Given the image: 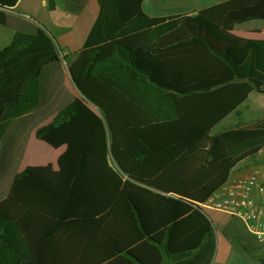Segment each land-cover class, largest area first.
Returning a JSON list of instances; mask_svg holds the SVG:
<instances>
[{
  "label": "trees",
  "instance_id": "trees-1",
  "mask_svg": "<svg viewBox=\"0 0 264 264\" xmlns=\"http://www.w3.org/2000/svg\"><path fill=\"white\" fill-rule=\"evenodd\" d=\"M96 2L79 79L80 54L64 57L77 92L49 35L0 10V24L14 31L0 50V179L26 163L31 137L59 153L54 172L39 164L10 173L0 264H209L213 230L201 204L264 148V117L212 134L253 91L264 92V40L238 35L264 25V0L160 18L144 0ZM147 30L136 49L115 45L98 59L94 48ZM52 229L73 231L61 248L71 252L54 254L38 237ZM80 233L92 240L93 261Z\"/></svg>",
  "mask_w": 264,
  "mask_h": 264
},
{
  "label": "crops",
  "instance_id": "crops-1",
  "mask_svg": "<svg viewBox=\"0 0 264 264\" xmlns=\"http://www.w3.org/2000/svg\"><path fill=\"white\" fill-rule=\"evenodd\" d=\"M68 1L71 2L72 0H68ZM226 1L228 0H144V9L148 13V15L153 16L154 18L166 17L170 15L174 16L179 14H189V13L195 15L209 6L212 7L224 3ZM24 2L25 0H18L17 4L11 9H6L5 13L16 17L25 18L23 12H16V10H19V8ZM80 2H82L85 5L84 8L81 7L82 10L80 12L76 13L74 19H77L76 21L77 23H75V25L73 26L74 28H70V26L64 28L67 30L77 29L76 35L79 38L78 39L80 45L79 49L74 48L72 46L71 44L72 41L68 36L69 34L66 35L65 32L61 34L58 33V30L61 25L60 23L57 22L56 17H54L56 12L58 11V7L56 4L54 9L50 10L46 0H43L42 1L43 8L46 9L47 11L45 10L42 11L43 12L42 15H38L37 17L38 19L36 20L37 25L41 27V29H43L49 35V37L53 40V42H56V45L59 48L60 46H62V49L58 48L57 51L59 54V58L61 59L63 72L65 70L63 64V61H65L63 60L65 56H68L73 52H78L81 58L82 55L87 56L88 52L91 50V49L83 50V45L97 17L99 8L98 11L96 12L94 19L92 20L91 17L95 12V7L92 6V11H89L88 10L89 7L87 4L94 2V0H80ZM68 5L69 7H71L70 3ZM89 12H91V15ZM50 16H52L53 21L51 20ZM78 22L80 23V26L78 25ZM147 32H149V30L137 34H132L126 38L108 44H110L111 46L113 45L119 46L127 39L138 37L134 43L127 44V46L136 49L142 42ZM238 35L247 38L248 40H264V25L253 29L247 28L241 30L240 32H238ZM103 46L104 45L98 48L96 47L94 49L101 50ZM66 73L71 75L72 84L69 83ZM66 73L64 72L66 76V85L68 86L69 89H71L72 92L73 91L77 92V90L73 89L74 85H73L72 72L69 70L66 71ZM263 97H264V92L253 91L249 95L247 101L241 104L238 107V109L235 110L228 117H225V119L216 127L218 128L220 125L225 124V127L222 129V131L218 132L217 134L225 130L227 131L237 128L239 126H245V127L251 126L257 123L258 121H260L264 117V111H261L264 108ZM249 102L252 103V106L247 107L246 105ZM253 113H258L259 116L257 118L252 117L251 115ZM31 139L35 143L37 142L32 137L29 139V141ZM25 157H26V163L18 165L16 168H11L10 169L11 171L8 170L9 173L6 176H3L4 177L3 179H0V196L2 194L6 195L7 186H8L7 179L10 177V173L12 176L15 171L17 173H21L24 171V169L28 167H38V168L43 167V166H38V164L31 163L32 161H34L35 158L28 144H27ZM53 157L55 158V155ZM56 170L57 167L51 164L50 171L54 172ZM252 177H256V180H258L259 182L264 181V148H262L253 159L242 161L237 166H235L230 173L227 183L224 184L220 189L226 188L227 186L235 183L238 180H242V179L246 180ZM11 181L10 183L13 182ZM252 195L258 201L259 206L262 208L264 212V200L260 198V196L258 195L255 189L252 191ZM16 197L19 198L18 193ZM204 214L210 220L213 230L212 242L214 246V251H213L212 259H210L209 264H264V240L261 241L257 236L250 233L247 230L246 226L243 224V221L241 219L224 214V212H218L214 210L204 209ZM47 232L49 231L46 230L41 232V234H38V237L40 239H46V238L48 240L50 239L49 242H51V245L53 247L52 251L54 254H57L63 250L71 252L68 250L67 247H65L64 249L61 248L64 247V245L66 246L65 240L67 238L70 239L73 238L72 236L73 231H68V233L62 232L61 234L59 233L60 231H55V229H52L54 235L47 234ZM77 238H82V239H77L78 241H81L83 244L81 250H88L89 253L91 254V256H89V262L93 261V253H92L93 244L90 236L87 235L86 233H80L77 236ZM86 240H88L87 249H86ZM71 241L69 242V245L72 246ZM101 264H107V263H101ZM164 264H172L170 258H166Z\"/></svg>",
  "mask_w": 264,
  "mask_h": 264
},
{
  "label": "rangeland",
  "instance_id": "rangeland-1",
  "mask_svg": "<svg viewBox=\"0 0 264 264\" xmlns=\"http://www.w3.org/2000/svg\"><path fill=\"white\" fill-rule=\"evenodd\" d=\"M42 1L43 0H25V2L21 5V7L19 8V10H16V12H23L25 18H21L23 19V21H25L27 24L29 25H33V26H38L36 23V20L38 19V15H42V11H47L46 9L43 8L42 5ZM47 2V0H46ZM55 4L58 7V11L56 12V14L54 15V17H56L57 22L60 23V28L58 30V33H63L65 32L66 35L69 36L70 40L72 41L71 44L74 48H80L79 45V41H78V37L76 35V31L77 29H64L67 26H70V28H74L73 26L75 25V23H77V19H74L76 16L77 12H80L82 10V8H84V5L82 2H80V0H72L71 2L68 0H54ZM71 4V7H69L68 4ZM88 10L92 11V6L95 7V12L93 13L91 19L93 20L96 12L98 11V7L96 4V1L94 0V2L88 3ZM82 7V8H81ZM91 15V12H89ZM51 20H52V16ZM53 17V18H54ZM20 18V17H19ZM53 21V20H52ZM63 22V23H62ZM78 25L80 26V23L78 22ZM258 32V31H257ZM14 31L11 28L8 27H4V25L0 24V50L7 48L10 44H11V40H12V36H13ZM55 36V35H54ZM57 37V36H56ZM138 38V37H137ZM136 37L134 38H130L125 40L123 43H121L119 46L123 47L125 49L131 50L133 49V47L127 46V44L129 43H134L137 40ZM55 46L56 42H54ZM57 48H59L57 46ZM60 48L62 49V46H60ZM59 48V49H60ZM114 50V45L111 46L110 44H106L104 45L101 50H100V56L98 57V59L100 61H104L105 59H107L108 57H110V55L112 54ZM88 61V58L86 55H82V57L80 58L79 61L76 62V64H74V66L72 68L73 69V74L76 76V78L79 79L80 74L82 69L85 67L86 62ZM64 64V72L66 73V71H69L68 66L66 64L65 61H63ZM67 74V78L70 84H72V78L71 75ZM73 89L76 90V83L74 82L73 79ZM264 98V97H263ZM247 107L252 106V103L249 102L247 105ZM264 111V108L261 110ZM252 117H258L259 114L258 113H253L251 115ZM234 117V116H233ZM225 127V124L220 125L218 128L214 129V131L212 132L213 135L217 134L218 132L222 131V129ZM28 145L30 146L31 151L33 152V156H34V161H32V164H53V159H55L53 156L55 155V157L57 155H59V153H57V151L52 150L51 148L39 144V142H34L32 141V139L28 142ZM8 173H4L3 176H6Z\"/></svg>",
  "mask_w": 264,
  "mask_h": 264
},
{
  "label": "built area",
  "instance_id": "built-area-1",
  "mask_svg": "<svg viewBox=\"0 0 264 264\" xmlns=\"http://www.w3.org/2000/svg\"><path fill=\"white\" fill-rule=\"evenodd\" d=\"M254 189L264 200V181L259 182L256 177H252L238 180L218 190L201 204V208L224 212V214L241 219L247 230L263 241L264 212L252 195Z\"/></svg>",
  "mask_w": 264,
  "mask_h": 264
},
{
  "label": "water",
  "instance_id": "water-1",
  "mask_svg": "<svg viewBox=\"0 0 264 264\" xmlns=\"http://www.w3.org/2000/svg\"><path fill=\"white\" fill-rule=\"evenodd\" d=\"M0 10L4 11V13H5V11H6V9H4V8H0ZM63 60H64V59H63Z\"/></svg>",
  "mask_w": 264,
  "mask_h": 264
}]
</instances>
